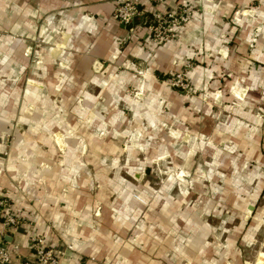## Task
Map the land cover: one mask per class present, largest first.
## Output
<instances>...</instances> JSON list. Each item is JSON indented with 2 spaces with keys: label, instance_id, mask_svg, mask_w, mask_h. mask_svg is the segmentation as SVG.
Instances as JSON below:
<instances>
[{
  "label": "clouds",
  "instance_id": "obj_1",
  "mask_svg": "<svg viewBox=\"0 0 264 264\" xmlns=\"http://www.w3.org/2000/svg\"><path fill=\"white\" fill-rule=\"evenodd\" d=\"M264 0H0V264H264Z\"/></svg>",
  "mask_w": 264,
  "mask_h": 264
},
{
  "label": "rangeland",
  "instance_id": "obj_2",
  "mask_svg": "<svg viewBox=\"0 0 264 264\" xmlns=\"http://www.w3.org/2000/svg\"><path fill=\"white\" fill-rule=\"evenodd\" d=\"M260 259H264V257L261 256Z\"/></svg>",
  "mask_w": 264,
  "mask_h": 264
},
{
  "label": "crops",
  "instance_id": "obj_3",
  "mask_svg": "<svg viewBox=\"0 0 264 264\" xmlns=\"http://www.w3.org/2000/svg\"><path fill=\"white\" fill-rule=\"evenodd\" d=\"M262 257H264V256H262Z\"/></svg>",
  "mask_w": 264,
  "mask_h": 264
}]
</instances>
